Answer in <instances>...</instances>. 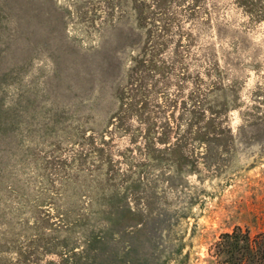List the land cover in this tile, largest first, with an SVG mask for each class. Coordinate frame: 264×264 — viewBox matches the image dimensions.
<instances>
[{
	"label": "rangeland",
	"instance_id": "1",
	"mask_svg": "<svg viewBox=\"0 0 264 264\" xmlns=\"http://www.w3.org/2000/svg\"><path fill=\"white\" fill-rule=\"evenodd\" d=\"M237 229L264 234V0H0V264H225Z\"/></svg>",
	"mask_w": 264,
	"mask_h": 264
},
{
	"label": "trees",
	"instance_id": "2",
	"mask_svg": "<svg viewBox=\"0 0 264 264\" xmlns=\"http://www.w3.org/2000/svg\"><path fill=\"white\" fill-rule=\"evenodd\" d=\"M137 63L135 71L141 72V67L145 71L148 69L145 59ZM217 247L216 254L225 264H264V234L252 241L248 234L237 229L232 233L223 234Z\"/></svg>",
	"mask_w": 264,
	"mask_h": 264
}]
</instances>
